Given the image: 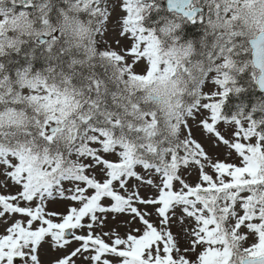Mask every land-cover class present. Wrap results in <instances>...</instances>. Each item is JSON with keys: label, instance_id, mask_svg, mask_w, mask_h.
I'll use <instances>...</instances> for the list:
<instances>
[{"label": "snow or ice", "instance_id": "snow-or-ice-1", "mask_svg": "<svg viewBox=\"0 0 264 264\" xmlns=\"http://www.w3.org/2000/svg\"><path fill=\"white\" fill-rule=\"evenodd\" d=\"M10 3L12 9L18 4L43 7L34 0ZM177 3L184 16L203 22L194 0ZM4 4L0 0V16H5ZM110 7L112 0L77 4L88 14L94 33L109 18ZM120 7L126 15L119 35L131 38L127 55L97 52L90 37L88 59L66 61L74 53L65 46L63 28L52 27L50 16L31 12L44 26L31 41L42 49L47 67L31 75L29 68L16 73L31 95H18L11 81L0 76V220L12 221L0 234V264H14L16 258L22 264H44L41 257L49 250L55 253L49 264H264V194L256 191L264 186V132L248 117L226 120L221 115L228 93L242 90L227 71L238 46L212 45L201 78L185 97L183 116L176 113V123L170 125L173 133L177 127L181 132L182 125L187 127L185 116L206 110L200 126L210 141L238 157L239 163H233L213 159L191 130L183 139L158 131L157 112L138 98L120 102L115 84L147 82L154 73H175L180 67L164 62L161 69L160 39L141 25L138 0H121ZM28 15L27 10L19 12L20 17ZM8 23L0 19V43ZM173 27L179 25L160 32ZM216 57L223 59L222 76L212 67ZM183 71L191 77L189 68ZM211 73L220 91L202 103L199 86ZM259 84L264 88V78ZM72 105L74 110L68 111ZM221 121L235 126L231 139L220 130ZM161 153L168 154L166 160ZM138 166L145 174L137 172ZM190 170L198 173L194 184L185 179ZM147 188L154 190L149 196L142 194ZM57 197L66 202L63 212L47 208ZM120 216L130 218L124 221L125 235L111 227ZM250 236L256 241L244 247Z\"/></svg>", "mask_w": 264, "mask_h": 264}, {"label": "clouds", "instance_id": "clouds-1", "mask_svg": "<svg viewBox=\"0 0 264 264\" xmlns=\"http://www.w3.org/2000/svg\"><path fill=\"white\" fill-rule=\"evenodd\" d=\"M50 4L51 0H45L43 7H36L35 11L40 15H48L51 11ZM65 4L67 7L59 10L60 18L52 27L63 28L66 47L69 51L75 49L83 57L70 56V62L74 59L87 60L91 54L90 49L93 47L89 44V39L91 37L95 40V33L92 26L81 18V11L77 8L78 0H65ZM7 5L8 2L5 0V16H0V19L6 18L9 21L5 25L6 31L0 43V52L3 55L9 51L18 52L28 40L35 39L38 31L43 30L29 31L24 28L25 20L31 21L33 25L35 23L31 12L27 17H20V11L17 12L16 8L12 9ZM192 6L199 7L203 14L205 35L200 40V49H197L192 41L181 43L179 37L172 35L178 30V27H173L171 31L161 33L159 36L158 58L161 61V69L164 67V62L173 66L180 65V67H177L175 73L162 71L154 73V78L147 82H133L135 88L141 93L138 97L140 103H146L149 110L157 112L158 131H167L174 137L179 136L180 129L177 127L173 133L170 125L176 123V113H181L183 116L185 97L196 81L201 78V68L207 66V53L213 50V44L231 47L235 43L239 48L238 53L247 57L243 62L237 58V55L230 58L231 66L227 71L232 80H234L233 74H239L248 69L255 73L256 79L264 78V0H194ZM79 7L82 8V5ZM14 18L15 23H13ZM9 31H15L16 36L9 37L7 35ZM234 33L236 35H233ZM167 40L172 42L166 43ZM184 67L191 70V77L183 71ZM212 67L217 70V75L222 76L225 72L223 59L220 57L213 59ZM5 77L11 80L7 73ZM18 80H21V77ZM68 95L71 96L70 87ZM65 107L68 106L65 105ZM74 108L75 105H72L68 111H73ZM161 155L165 160L167 159V153H161ZM256 191L258 195L264 194V186H259Z\"/></svg>", "mask_w": 264, "mask_h": 264}, {"label": "trees", "instance_id": "trees-1", "mask_svg": "<svg viewBox=\"0 0 264 264\" xmlns=\"http://www.w3.org/2000/svg\"><path fill=\"white\" fill-rule=\"evenodd\" d=\"M51 11L48 16L51 17L50 23L52 25H56L57 21L60 18L59 10L64 8V3L62 0H51V4L49 5ZM148 17L143 18L142 24L149 30H154L158 36H160V27L161 24L167 19L168 12L164 9V7H160L159 15L155 16L154 13H151V9L146 8ZM144 12V13H145ZM81 18L88 21L89 17H87L86 13H81ZM159 26V29L157 27ZM9 37H15V31H9ZM180 38V42L192 41L195 44L197 49H200V40L204 36L201 33L200 27L197 24H190L188 22L184 23V28L182 31L176 32L174 35ZM30 39L28 40L18 52H8L3 56H0V64H3L4 67L0 70V76H5V73L10 77L11 84L13 89L18 87V76L16 73L18 71H23L24 68H29L30 75L35 74L36 72H42L47 67V62L44 58L42 49L37 47L34 42ZM171 40H167L166 43H171ZM66 46V45H65ZM95 47L97 52L102 51L100 44L95 37ZM74 55H69L65 57V60H69L70 56H81L79 58H83L80 53H78L75 49L71 51ZM247 59V57H241L240 61L243 62ZM70 62V61H69ZM65 70H67V65H64ZM78 68V67H77ZM96 71L100 74H103L104 69L97 66ZM57 74L59 69L56 70ZM29 75V77H30ZM255 73L250 69L243 71L239 74H234V81L237 87L242 90L239 93L229 92L224 103L222 104L221 112L226 115H237L239 112H242L244 116H247L252 119V121L258 122V128L260 131L264 130V94L259 92L254 84ZM133 82L140 81H132V80H123L114 85V87H118L122 96L120 97V102L123 104L128 103V98L131 97L133 100H136L140 97L141 93L138 89L135 88ZM189 102H191V98H189ZM181 139L180 136L177 137Z\"/></svg>", "mask_w": 264, "mask_h": 264}, {"label": "rangeland", "instance_id": "rangeland-1", "mask_svg": "<svg viewBox=\"0 0 264 264\" xmlns=\"http://www.w3.org/2000/svg\"><path fill=\"white\" fill-rule=\"evenodd\" d=\"M44 2H45V0H34V3H36V4H40V3H44ZM120 4H121V0H112V7L108 8V17L109 18L106 19V24L104 25V29L100 33V35H101V40L103 43L104 51L105 50H109V51L116 50V51H118V53H123V54L127 55V53L124 52V49H125V47L128 46L131 38L129 37L128 40H124L119 35V33L122 31V28H123L122 20H123L124 16L126 15V13L120 7ZM7 6L11 7L10 0L8 2ZM105 7H107V5H105ZM21 10H27L29 12H35L36 15H40L39 13H37L35 11V8H32V7L25 8L23 5H19V4L16 5V11L19 12ZM33 18L35 21L34 25L31 21L25 20V21H23L24 28H26L29 31H32L33 29H35V30L43 29L44 26L42 24H38L36 22L35 16H33ZM142 67H143V65H141V68ZM137 71L139 72L140 69H137ZM214 77H215V73H211L205 77V82L202 85V87L200 88L201 102L202 103L209 102V100H207L205 98L206 96H210L211 93H213V92L220 91L219 86L214 83ZM20 81H19V88H18L17 92H15V93H17L20 96L33 94L31 92V90L26 85L23 87L20 86ZM21 90H22V94H21ZM218 98L219 97H215L214 99L218 100ZM207 115H208V113L206 112V110L200 109L198 111L194 110L193 117H187L186 116L185 120L187 123V127L183 126V136L185 137L188 134L189 130H191L192 136L197 141H199L203 144V146L206 148V150L209 152V154L212 155L213 159L227 160L228 162L239 163V159L234 153L232 155H228V153L231 151L230 149H228L224 146L218 147L214 140L210 141L208 139V134L202 129V127L199 124V121L203 118H206ZM218 126H219L220 130L226 134L227 138L231 139V132L235 126L231 125L229 123H225L223 121L219 122ZM245 126H247L246 123H245ZM106 155L110 159L115 158L114 154H106ZM75 158L76 157L74 156V159ZM87 162L88 161L85 160V163H87ZM136 170L138 173H140L142 175L145 174V172H146V170H144L141 166H138ZM209 171H211V170L209 169ZM185 179L189 183L194 184V183L198 182V173L190 170V171L185 173ZM132 183H135L134 179H133ZM66 187H67V185H66ZM177 187H179V185H177ZM15 190H16L15 188L9 189V191H11V192H14ZM153 191H154L153 189L147 188V189L142 191V194L145 196H149L152 194ZM0 194H2V193H0ZM65 203L66 202L62 201L59 197H57V198L50 200L48 202L47 208L49 211L63 212L65 210ZM177 212L179 214V209L177 210ZM109 219L111 220L112 218L109 217ZM128 219H130V218L127 216L117 217L116 221L113 222L111 227L118 230L121 233V235H125L127 233L128 229H127L126 225L124 224V221H126ZM154 219H155V217H154ZM11 222L12 221L10 219L0 220V234H4L6 232V228L9 226V224ZM105 230H108V229H105ZM241 231L247 232V229L242 228ZM255 241H256V237L250 236L249 239L246 242H244L243 246L247 247V246L251 245L252 243H254ZM73 246H76V245H73ZM45 247H47V246H45ZM54 255H55V253L52 250H49L46 255H42L41 258L44 261V264H49V262L54 258ZM193 259H195V256H193ZM14 264H22V262L20 261L19 258H16L14 261Z\"/></svg>", "mask_w": 264, "mask_h": 264}, {"label": "water", "instance_id": "water-1", "mask_svg": "<svg viewBox=\"0 0 264 264\" xmlns=\"http://www.w3.org/2000/svg\"><path fill=\"white\" fill-rule=\"evenodd\" d=\"M167 4L169 6V9L170 10H176L177 12H181L180 10V5L177 3V0H168L167 1ZM256 86L258 87V89L261 91V92H264V88H262L259 84V80L257 79L256 81Z\"/></svg>", "mask_w": 264, "mask_h": 264}]
</instances>
